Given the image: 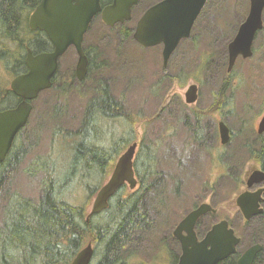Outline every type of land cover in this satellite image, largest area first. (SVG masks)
Listing matches in <instances>:
<instances>
[{
    "label": "rangeland",
    "instance_id": "obj_1",
    "mask_svg": "<svg viewBox=\"0 0 264 264\" xmlns=\"http://www.w3.org/2000/svg\"><path fill=\"white\" fill-rule=\"evenodd\" d=\"M157 1L141 0L133 9L132 19L123 25L107 26L101 16L97 15L84 42V46L92 50L94 47L101 49V54L95 57L96 68L102 69L99 78L108 80L114 95L123 98L125 107L138 116V145L145 136L148 142L152 143L162 133L169 136L159 149L160 154L166 155L160 156L159 166L168 172L162 182L169 190L180 184V190L177 194H166L164 198L171 204L168 206L165 203L154 212L155 215L158 211H165L166 215L169 212L170 218V221L163 218L157 223V234L161 233L162 238L171 234L188 211L201 202H208L218 209V213L205 216L202 224L206 229L216 221L227 219L242 238L240 252L248 247L251 240L261 242L264 246V231L260 230L263 217L246 220L236 203L237 196L247 189V174L254 170L253 166L256 164L249 157L245 145L254 142L256 135L253 133L257 132L258 122L264 114V32H260L255 39L254 55L247 59L240 57L235 64V79L240 84L234 95L232 114L223 117L219 113L215 114L213 119L207 120L209 124L213 123L214 127L213 130L208 127L211 137L208 136L206 144L199 147L190 142V132L182 121L183 117L191 115L193 107L206 108L212 103L213 86L227 71V65L223 73L215 69L208 78L201 77L202 85L191 78L190 68L196 64L198 52L205 50L211 41L218 54L228 56V44L248 14L250 0H208L207 9L201 13L194 26L193 40L186 39L179 44L167 67L163 65V45L143 48L135 41L133 35L129 38L121 35L123 29H135L143 12ZM190 42L200 43L195 49ZM77 59L75 48L70 47L59 60L61 81L71 84L67 94L58 95L52 88L42 92L33 101V117L27 128L31 132L28 142L34 140L36 144L31 147L28 156L14 172L11 180L12 191H18L23 196L33 199L40 196V180L33 177L28 170L36 155L53 154L55 150L56 157L60 160L59 166H62L64 161L67 163L71 157L69 149L72 139L65 135V130H77L80 127L84 108L98 79V75H94L93 79L88 78L81 84L76 76L72 77V74H75ZM10 65L11 63L7 65L6 62L0 65V90L2 86L10 88V82L15 77L10 71ZM180 70L182 71L178 72ZM165 72L171 74V80L167 79L166 89H163L156 84ZM184 74H188L190 79L185 85H181L182 79L179 76ZM192 83L199 85V98L196 103L188 104L185 93ZM179 100L182 101L181 104ZM220 119L225 120L237 134L239 132L234 142L224 148L218 140L217 125ZM105 127L107 128V125ZM108 130L115 138L128 135L129 127L125 125L123 128L120 123L109 124ZM243 137L245 139H242ZM29 146L27 145V148ZM61 150L62 154L58 155ZM220 153H230L235 173H239L241 177L240 184L232 177L223 175L220 167L223 161L218 157ZM92 181L97 182L98 178L94 177ZM67 195L69 202L83 205L89 212L96 194L88 195L84 187L75 181ZM2 212L0 203V224ZM154 232L155 230L152 235L138 234L135 237L133 247L128 251L132 264H172L171 256L177 251L170 252L165 249ZM256 264H264V248Z\"/></svg>",
    "mask_w": 264,
    "mask_h": 264
},
{
    "label": "trees",
    "instance_id": "obj_2",
    "mask_svg": "<svg viewBox=\"0 0 264 264\" xmlns=\"http://www.w3.org/2000/svg\"><path fill=\"white\" fill-rule=\"evenodd\" d=\"M111 1L101 0L103 5ZM39 2L40 0H0V65L4 62L7 65L11 63L9 68L15 76L27 72L25 55L28 47L35 54L52 51L54 48L45 36H31L32 30L28 22ZM206 9L205 6L202 12ZM133 32L134 29H123L121 35L129 38ZM193 33L194 27L189 39H192ZM190 43L196 49L200 42ZM212 43L209 42L205 50L198 52L196 64L190 68L191 78L200 85L203 84L201 77L208 78L215 69L223 73L226 65L228 68V56L218 54ZM85 51L90 60L86 79H93L94 75H98V79L84 108L80 127L77 130H65V135L72 139L68 162L64 161L59 166L60 160L56 157L55 150L53 154L36 155L28 170L33 177L40 180L39 198L33 199L18 191H12L11 180L14 172L20 168L31 147L36 144L34 140L28 142L31 132L27 126L30 120L17 134L6 159L0 161V203L3 210L0 224V264H71L78 251L88 242H92L95 247L91 264H132L128 251L133 247L135 237L138 234L152 235L154 230L153 234L157 235V215L154 212L165 203L168 206L171 204L164 198L166 194L179 193L180 184L169 190L162 182L168 172L159 166L160 156H163L159 149L169 137L162 133L153 143L148 142L145 136L138 145L134 162L138 179L135 190H130L127 184L121 186L111 197L109 207L91 215L89 222L86 207L73 205L67 200V192L75 181L84 187L88 195L97 193L112 173L118 156L136 141V127L140 122L138 116L125 107L124 99L114 95L109 81L99 78L102 69L96 68L95 57L101 54V49L85 47ZM73 75L74 73L72 77ZM170 75L165 72L156 85L166 89L167 79L171 80ZM236 76L235 69L232 72L226 71L213 86L212 103L206 108L193 107L191 115L183 117L182 121L190 132L189 140L192 144L203 147L208 136L211 137V131L208 134L209 128L213 130V123L209 124L207 120L213 119L215 114L220 113L223 116V107L233 109L234 95L240 84L236 82ZM179 77L182 79L181 85H185L190 79L188 74ZM70 86L68 81H61L58 70L50 89L54 88L61 95L67 94ZM2 87L0 110L15 106L19 100L10 88ZM181 103L179 100V104ZM227 113L232 114L231 111ZM32 117L33 113L30 119ZM109 123H120L123 128L128 125V135L113 138V133L109 134ZM55 135L57 137L56 130ZM27 145L30 146L27 148ZM246 151L252 160L264 164V141L258 149L249 146ZM61 152L62 150L58 151V155ZM218 157L223 161L220 166L223 175L232 177L240 184L241 177L239 173H235L230 153H220ZM94 177L98 178L97 182L92 181ZM168 214L165 211L161 213V220L167 218L170 221ZM260 230L264 231V217ZM239 254L240 251L226 260L235 263Z\"/></svg>",
    "mask_w": 264,
    "mask_h": 264
},
{
    "label": "water",
    "instance_id": "obj_3",
    "mask_svg": "<svg viewBox=\"0 0 264 264\" xmlns=\"http://www.w3.org/2000/svg\"><path fill=\"white\" fill-rule=\"evenodd\" d=\"M208 0H159L150 5L140 16L133 33L135 41L143 48L163 45L164 67L182 40L191 36L193 26ZM140 0H113L102 6L101 0H41L29 18L32 30L44 31L53 45V50L35 54L28 47L25 64L27 72L18 74L10 82V89L20 98L13 107L0 110V161H4L21 129L29 121L33 111V101L41 92L52 87L53 77L59 69V60L70 47H74L78 59L75 68L79 80L86 79L89 57L84 48V37L93 18L101 14L108 26L125 23L132 19L134 6ZM264 0H250L249 12L241 23L232 41L228 44V72H231L239 57L244 59L254 55V41L264 28ZM199 98V85L192 83L185 93L188 104L196 103ZM223 144L229 142L230 128L224 120L218 123ZM258 132H264V115L261 117ZM138 142L130 144L118 158L109 178L97 191L93 200L90 216L100 213L110 205V199L118 189L127 184L130 190L138 186L134 169ZM247 187L264 182V171L255 169L246 178ZM246 190L237 196L236 203L246 220L263 213L260 208L261 193ZM217 209L208 202L189 212L174 230L180 239L182 253L176 264H218L237 254L241 237L229 220L222 219L212 225L203 239L199 240L195 231L198 218ZM263 250L256 243L245 250L237 264H255ZM95 252L92 242L78 251L71 264H91Z\"/></svg>",
    "mask_w": 264,
    "mask_h": 264
},
{
    "label": "flooded vegetation",
    "instance_id": "obj_4",
    "mask_svg": "<svg viewBox=\"0 0 264 264\" xmlns=\"http://www.w3.org/2000/svg\"><path fill=\"white\" fill-rule=\"evenodd\" d=\"M113 1V0H112ZM111 1V2H112ZM111 2H108L107 4H105V5H108V4H110ZM248 12H249V10H248ZM248 15V14H247ZM101 16V15H100ZM247 17V16H246ZM246 17H245V19H246ZM244 19V20H245ZM263 21H264V16H263ZM243 22V21H242ZM241 25V24H240ZM239 28V27H238ZM35 35H37V36H45L47 39H48V37H47V35H46V33L45 32H43V31H40V30H32V32H31V36H35ZM84 42H85V39H84ZM85 47V46H84ZM240 58V57H239ZM238 58V59H239ZM89 62H90V60H89ZM89 71V70H88ZM76 76V72H75V74H74V77ZM87 76H88V73H87ZM87 76H86V78H87ZM76 78H77V76H76ZM78 79V78H77ZM79 80V79H78ZM85 80V79H84ZM84 80H82V81H84ZM79 81H81V80H79ZM19 98V97H18ZM20 101V98H19V100H18V102ZM17 102V103H18ZM228 111H233V109H228V108H225V107H223L222 108V112H223V117L224 116H226L228 113ZM264 115V114H263ZM262 115V116H263ZM223 119V118H222ZM222 119H220V121L222 120ZM225 121V120H224ZM260 121V120H259ZM226 122V121H225ZM219 123V122H218ZM227 123V122H226ZM228 125V124H227ZM229 126V125H228ZM258 126H259V122H258ZM258 126H257V132H254L253 134L254 135H256L254 138H253V140H254V142L252 143V144H246L245 146V149H247V148H249V146H253V148L254 149H258L260 146H261V142L262 141H264V136H263V134H264V132L263 133H259L258 132ZM213 127H214V125H213ZM217 127H218V125H217ZM229 128H230V139H229V142L228 143H226V144H223L222 143V141H221V138H220V131H219V127H218V140L220 141V144H221V146L224 148L225 146H227V145H230V144H232V142H234V140H235V137H236V135L238 136L239 135V132H238V134L234 131V129L233 128H231L230 126H229ZM242 131H243V129H242ZM253 135V136H254ZM250 137H252V136H250ZM249 138V137H248ZM242 139H245L244 137L242 138ZM124 152V151H123ZM122 152V153H123ZM121 153V154H122ZM120 154V155H121ZM120 155L118 156V158L120 157ZM118 158H117V160H118ZM117 160H116V162H117ZM116 162H115V164H116ZM135 162V161H134ZM114 167H115V165H114ZM253 169L255 170V169H261V170H263L264 171V164H258L257 162H256V164H254V166H253ZM253 171V170H252ZM111 175V174H110ZM109 175V176H110ZM248 175H249V173L247 174V177H248ZM246 177V178H247ZM109 178V177H108ZM107 178V179H108ZM246 186H247V181H246ZM259 189H264V182H260V183H256V184H254L252 187H247V189L246 190H250V191H257V190H259ZM246 190H244V191H246ZM243 192V191H242ZM241 192V193H242ZM261 196H262V198H261V201H260V208H262L263 209V213L262 214H258L257 216H254L253 218H255V217H259V218H262V217H264V192H262L261 193ZM141 198H143V197H141ZM159 198H161V197H159ZM203 202H201V203H199L197 206H195L194 208H192L190 211H188L187 212V214L189 213V212H191L192 210H194V209H196V208H198L199 207V205L200 204H202ZM160 204L158 203V206H159ZM214 208H216V207H214ZM217 209V208H216ZM218 213V209H217V212L216 213H213V212H208V213H206V214H204V215H202V216H200L199 218H198V220H197V222H196V224H195V231H196V233H197V236H198V239L199 240H201V239H203L204 238V236L206 235V233L208 232V230L212 227V225L214 224V223H216V222H218V221H216V222H214L212 225H211V227L210 228H208V229H206L204 226H203V219L205 218V216L207 215V214H211V215H215V214H217ZM186 214V215H187ZM160 215H161V213H160V211H158V213H157V223H160L161 222V218H160ZM185 215V216H186ZM184 216V217H185ZM184 217L178 222V224H176V226H175V228L172 230V232H171V234H167V236H165L164 238H162L161 237V233H159V234H157V237H159V242H160V244L161 245H163V247L165 248V249H167L168 251H177V253H173L172 254V259L174 258V262H175V264L178 262V260H179V258H180V256H181V253H182V244H181V241H180V239H178L175 235H174V230L177 228V226L179 225V223L184 219ZM220 221V220H219ZM236 234H237V232H236ZM238 235V234H237ZM239 236V235H238ZM242 239V238H241ZM242 241V240H241ZM256 243H260L261 244V242H258V241H256V240H251V242L248 244V247L245 249V250H247L250 246H252V245H254V244H256ZM263 248H264V246H263ZM244 250V251H245ZM243 251V252H244ZM263 251V250H262ZM238 252H239V246H238ZM237 252V253H238ZM243 252H240V254L239 255H237V257H236V260H235V263H232L231 261H227L226 259L224 260V261H221V262H219L218 264H237V262H238V259H239V257L241 256V254L243 253ZM262 254V252L259 254V256L257 257V259H256V261L259 259V257H260V255ZM236 255V254H235ZM234 255V256H235ZM228 259V258H227ZM255 264H256V262H255Z\"/></svg>",
    "mask_w": 264,
    "mask_h": 264
},
{
    "label": "bare ground",
    "instance_id": "obj_5",
    "mask_svg": "<svg viewBox=\"0 0 264 264\" xmlns=\"http://www.w3.org/2000/svg\"><path fill=\"white\" fill-rule=\"evenodd\" d=\"M15 39V38H14ZM6 42V41H5ZM7 45V44H6ZM11 45V44H10ZM21 45H22V43H21ZM7 47V46H6ZM10 48V47H9ZM12 50V49H11ZM13 51V50H12ZM18 53V52H17ZM18 58V57H17ZM16 62V61H15ZM11 66V65H10ZM106 119V118H105ZM85 120V119H84ZM102 120V119H101ZM108 122V121H107ZM103 123H105V122H103ZM110 124V123H109ZM104 127V126H103ZM57 129V128H56ZM99 129V128H98ZM102 129V128H101ZM58 130V129H57ZM101 136V135H100ZM61 138V137H60ZM68 138V137H67ZM78 140V139H77ZM62 141V140H61ZM68 142V141H67ZM63 143V142H62ZM66 144V143H65ZM57 146V145H56ZM61 148V147H60ZM40 168V167H39ZM48 171V170H47ZM56 176V175H55ZM60 176V175H59ZM75 181V180H74ZM147 181V180H146ZM70 185V184H69ZM75 186V185H74ZM76 187V186H75ZM71 191V190H70ZM75 191V190H74ZM89 191V190H88ZM66 198V197H65ZM73 200V199H72ZM66 201V200H65ZM71 202V201H70ZM73 203V202H72ZM74 205V204H73ZM83 229V228H82ZM83 233V232H82ZM134 255H135V253H134ZM131 259V258H130Z\"/></svg>",
    "mask_w": 264,
    "mask_h": 264
}]
</instances>
